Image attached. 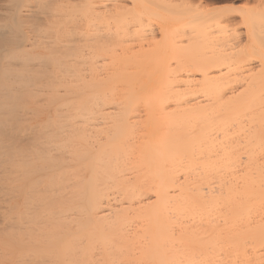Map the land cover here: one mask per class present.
Here are the masks:
<instances>
[{"label": "bare ground", "instance_id": "1", "mask_svg": "<svg viewBox=\"0 0 264 264\" xmlns=\"http://www.w3.org/2000/svg\"><path fill=\"white\" fill-rule=\"evenodd\" d=\"M160 1L0 0L9 264H264V62L248 65L264 40L237 51L248 61L174 66L142 31L159 26L173 54L186 43ZM258 2L242 19L263 33ZM221 16H199L194 36Z\"/></svg>", "mask_w": 264, "mask_h": 264}, {"label": "rangeland", "instance_id": "2", "mask_svg": "<svg viewBox=\"0 0 264 264\" xmlns=\"http://www.w3.org/2000/svg\"><path fill=\"white\" fill-rule=\"evenodd\" d=\"M158 1H160V0H158ZM163 1V0H162ZM162 1H160V3L159 4H156L157 5V7L156 6H153L152 5V7L156 10V11H161L162 9H164L163 11H166V12H168V10H172V11H174V12H176L175 14V17H178L177 18V20H178V22L179 23H189V25H188V29H190V30H188V29H186L187 27L185 26V28H184V30H187V31H181V30H179L178 32H179V34H177L178 36L181 34V35H183V37H182V39H184L185 40V42L186 43H181V45L184 47L183 48V50L181 49V47H180V49H179V46L177 47V50L176 49H174V54L172 53V49L170 50V48H168V42H166V41H168V39L167 40H165V41H161V33H160V27L159 26H157V25H151V24H149L148 22L149 21H144V22H146L145 24H144V22H143V29L144 30H142L143 32H146V33H144V34H149V33H151V31H154L156 34H158L157 35V39H159V43L161 42V44L159 45L160 46V48H162L161 50H159V52H158V54L156 55L155 53V55H156V57H158V56H161V57H163V59L164 58H166L165 59V62H166V60L167 61H169V63H171V64H173L174 66L176 65V64H179V62H180V64H186V63H188L187 65H189V66H196L197 64H195V63H197V61H199V58H200V56H201V59H200V61L202 60V62L201 63H203V64H205V61H206V59H208V57L207 56H209V57H213V55L214 56H219V54L221 55V54H223V57L225 58V53L229 56L230 55V53H234V55H236L237 56V61H240V62H243L242 60H246V58H247V54H246V52H245V54H244V51H242L243 52V54L244 55H247V56H243V57H245V59L243 58V59H241L242 58V53H241V56H240V54H239V52H237L238 50H241L242 49V46L243 47H246V45H248V43L249 44H251L252 42L253 43H257V41H263L264 40V32L263 33H257V31L259 30L258 28H257V22H253V24H252V20L250 19V24H251V26H249L250 27V29H251V31L249 30V27L247 26V24H246V22L247 21H249V17H248V15L250 16V15H252L253 13H255V11L257 10H255V8L258 6V4H259V2H258V0H164V2H162ZM172 1V2H171ZM170 2H171V4H170ZM158 3V2H157ZM163 4V5H160V4ZM179 3H180V5H179ZM182 3V4H181ZM169 4V5H168ZM174 4V5H173ZM177 4V5H176ZM159 5V6H158ZM169 7H168V6ZM257 5V6H256ZM162 6H165L164 8L162 7ZM169 8H167V7ZM170 6L172 7V8H170ZM255 6V7H254ZM159 7V8H158ZM173 7H174V9L175 10H177V11H175V10H173ZM186 7H189V8H186ZM190 7H192V8H190ZM161 8V9H160ZM166 8V9H165ZM252 10H251V9ZM158 9V10H157ZM185 10V12H183L184 10ZM189 9H191V10H193V9H195V11L193 12V11H191V10H189ZM197 9V10H196ZM204 10V11H200V10ZM223 9V10H222ZM225 9V10H224ZM253 9L255 10L253 13H251L250 11H253ZM187 10H189V11H187ZM215 10V11H214ZM232 10H234V11H232ZM249 11V13H248V11ZM179 11H182V12H180L179 13ZM209 11V12H208ZM210 11H213V13H211ZM230 11V12H229ZM236 11V12H235ZM174 12H172V14L174 13ZM187 12H191V13H187ZM197 12H200V13H198L197 14ZM256 12H258V11H256ZM208 13V14H207ZM209 13H211V15L210 16H212V17H214V16H221V15H223V16H221V18H219L220 20H218V21H220L219 23H215V25H216V27H218V25L220 24V30H219V28H217L218 30H219V33H220V31L222 32L221 34H219V36L217 35L218 33V30L216 31V33H214V31H215V29H214V31L212 30V31H210V32H204L205 30L207 31V27H208V31H209V26H205L206 27V29H205V27L202 29V31L205 33V35L207 36H194V33L195 32H197L198 31V29L199 28H197L196 27V25H195V23L197 24V25H199L200 26V24H199V22H201V20H202V18L204 17V19H209L210 17H209ZM216 13V14H215ZM233 13V14H232ZM237 13H238V15H237ZM179 14V15H178ZM193 14V15H192ZM229 14V15H228ZM256 14V13H255ZM255 14H253V16L255 17L256 15ZM189 15V16H188ZM194 15H195V17H194ZM201 16V17H199V16ZM203 15V16H202ZM205 15H206V17H205ZM208 15V16H207ZM227 15H228V17H227ZM242 15V16H241ZM174 16V15H173ZM191 16V17H190ZM245 16V17H244ZM248 17V20L246 21V19L244 20V18H247ZM196 17H198V18H196ZM211 17V18H212ZM242 17H244L243 19H242ZM252 17V16H251ZM181 18V19H180ZM193 18V19H192ZM194 18H195V21H194V23L193 22H191L190 23V21H192V20H194ZM200 18V19H199ZM210 18V19H211ZM223 18V19H222ZM253 18V17H252ZM198 19V22L196 21ZM214 19H215V17H214ZM214 19H212V21L214 20ZM216 19H218V18H216ZM215 19V20H216ZM256 19V17L253 19V21H256L255 20ZM242 20L244 21L243 22V24L241 23L242 22ZM217 21V20H216ZM225 22H227V23H225V27L227 26V28L226 29H222L221 28V26L222 25H224V23ZM240 24H239V23ZM206 23H209L208 22V20L206 21ZM205 23V24H206ZM228 23H230V24H228ZM256 23V24H255ZM194 24V25H193ZM214 24V22H212V25ZM230 26L231 24L233 25V27L230 29V28H228V25ZM148 25H151L150 27H148V29H147V27H145V26H148ZM192 25L194 26V31H193V28H191L192 27ZM208 25V24H207ZM210 25H211V23H210ZM231 25V26H232ZM252 25H256V27H254V28H256V29H258V30H256L255 29V31H254V29L252 30ZM154 26V27H153ZM214 26V25H213ZM247 26V27H246ZM154 29H153V28ZM215 27V26H214ZM223 27V26H222ZM252 27V28H251ZM158 28V29H157ZM196 28V29H195ZM202 28V27H201ZM211 28H213V27H211ZM224 28V27H223ZM150 29V30H149ZM151 29H153V30H151ZM222 29V30H221ZM146 30V31H145ZM226 30H227V32H226ZM233 30V31H232ZM189 31V32H188ZM242 31V32H241ZM253 31H254V34H252L253 33ZM261 31H263V30H261ZM142 32V33H143ZM177 32V33H178ZM188 34H187V33ZM212 32V33H211ZM226 32V34H224ZM230 32V34H227V33H229ZM183 33V34H182ZM191 33V34H190ZM215 34V36H213V35H211V34ZM239 33H240V35H239ZM243 33V34H242ZM244 33H245V35H244ZM184 34H186V35H184ZM233 34V35H232ZM237 34V35H236ZM143 35V34H142ZM181 35H180V37H181ZM211 35V36H210ZM224 35H228L229 37H226V36H224ZM233 37H232V36ZM254 35V36H253ZM255 35H256V37H255ZM258 35V36H257ZM186 36H187V38H190V39H187L186 38ZM238 36V37H237ZM240 36V37H239ZM260 36V37H259ZM192 37H194V39H195V41H194V39L192 38ZM197 37H198V39H204V37H205V39H207V40H202V41H204V43H202V44H200V42H201V39H200V41L197 39ZM213 38V39H212ZM237 38V39H236ZM256 38V39H255ZM258 38H260V39H258ZM146 39H152L151 37L150 38H146ZM192 39V40H191ZM196 39H197V41H199L198 43H197V41H196ZM226 39L228 40V42L226 41ZM144 41H143V50L142 51H150V45H151V41H153V40H145V39H143ZM186 40H188V41H186ZM214 40V41H213ZM231 40V41H230ZM239 40H240V43H239ZM213 41V42H212ZM225 41V42H224ZM148 42V43H147ZM194 42V43H193ZM197 44H196V43ZM216 42V43H215ZM227 42V44H225V45H222V44H224V43H226ZM239 43V45H238V43ZM147 43V44H146ZM162 43H165V44H163L162 45ZM207 43V44H206ZM212 43H214V44H212ZM234 43H235V45H234ZM150 44V45H149ZM190 44V45H189ZM192 44V45H191ZM199 44V45H198ZM229 44V45H228ZM230 44H231V46H230ZM196 45H198L200 48H198V46H195ZM200 45H205L206 47H204V48H206L207 49V51H205L204 50V48L203 49H201L203 46H200ZM232 45H234V47L232 46ZM190 46V47H189ZM223 46V47H222ZM225 46V47H224ZM228 46V47H227ZM238 47V48H237ZM159 48V49H160ZM169 50H168V49ZM198 49V50H195V49ZM234 48V49H233ZM236 48H237V50H236ZM220 49V50H219ZM231 49V50H230ZM233 50V51H232ZM235 50V51H234ZM256 50H259V51H256ZM256 50H254V51H256V52H254V51H252L250 54H249V57L251 58V61L250 62H248V65H251V63H252V65L251 66H254L255 65V67H258L260 64L259 63H262L261 61H263L264 62V50L262 51V50H260V49H256ZM166 51V53L164 54V52ZM231 51V52H230ZM156 52V51H155ZM176 52H177V54H176ZM197 52H199V53H197ZM224 52V53H223ZM256 53V54H254V53ZM262 52H263V54H262ZM151 53H153V51L151 52ZM157 53V52H156ZM169 53H172L173 55H172V57H171V54H169ZM198 54V55H197ZM257 54H259L258 56H257ZM154 55V56H155ZM165 55H167V56H165ZM233 55V56H234ZM193 56V57H192ZM228 56H226V57H228ZM231 57V59H234L235 58V56L234 57H232V56H230ZM249 57H248V59H249ZM259 57H260V59H259ZM188 58V59H187ZM197 58V59H196ZM229 59V58H228ZM236 59V58H235ZM174 60V61H173ZM177 60H180V61H177ZM250 60V59H249ZM191 61V62H190ZM229 61V60H228ZM231 61V60H230ZM246 61H248V60H246ZM255 61V62H254ZM164 62V64H166V65H168L167 63H165ZM186 62V63H185ZM232 62V61H231ZM239 62V63H240ZM199 63V62H198ZM198 64L199 66H201V65H203V64ZM238 62H234L233 61V64H237ZM246 63V62H245ZM255 63V64H254ZM247 64V63H246ZM259 64V65H258ZM258 65V66H257ZM7 219V218H6ZM7 236H5V237H2V238H6ZM1 238V239H2ZM7 239L9 240V238H6L5 239V241H7ZM10 241V240H9ZM13 241V239H11V242ZM4 242V241H3ZM0 243H2L1 241H0ZM15 242L13 241V243H11L12 245L14 244ZM3 244V243H2ZM5 244V246H4V248H3V246H1V250H0V257L2 258H0V264H1V262H3V261H5L6 260V263H3V264H9V262H7L8 260H9V258H10V256L13 254V249H14V246H15V244L13 245V249H11V247H10V244H8V241H7V244L9 245L8 247L6 246V243H4ZM3 244V245H4ZM1 245V244H0ZM5 250H3V249ZM10 249V250H9ZM2 251H4V252H2ZM7 251H10L11 253H6ZM2 253H4L5 255H7L8 254V256L6 257L5 255H2ZM3 256V257H2ZM5 257H6V259H5ZM9 257V258H8ZM4 258V259H3ZM8 259V260H7Z\"/></svg>", "mask_w": 264, "mask_h": 264}]
</instances>
